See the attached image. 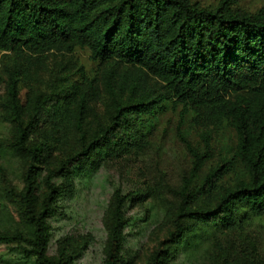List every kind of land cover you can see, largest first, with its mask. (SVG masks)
Instances as JSON below:
<instances>
[{"label": "trees", "instance_id": "16d2710c", "mask_svg": "<svg viewBox=\"0 0 264 264\" xmlns=\"http://www.w3.org/2000/svg\"><path fill=\"white\" fill-rule=\"evenodd\" d=\"M239 1L221 0L215 9H208L192 0H0V51L45 54L87 49L94 60H114L141 72L137 77H118L113 67L104 72L105 91L116 109L109 125L92 139L83 127L88 99H99L100 90L94 81L82 76L91 92L81 95L76 112L64 111L77 121L81 150L48 176V193L40 212L35 209V177L46 149L31 146L30 138L56 103L51 98L39 101L26 127L19 114L14 118L18 137L11 147L29 161L30 168L25 191L13 196L24 203L22 217L33 233L26 238L20 233L0 232V243L26 245L22 248L25 256L35 258L38 264H65L47 257L50 241L46 221L55 215L53 204L61 196L51 181H69L75 173L88 171L90 164L96 165L95 170L98 163L93 158L101 150H144L148 143L138 132L137 123L143 116H153L169 100L182 105L185 112H204L217 131L229 124L238 138L235 157L247 178L224 189L212 209H192L191 204L198 196L215 191L226 169L211 170L194 196L184 186L174 221L176 230L169 233L172 244L182 242L200 225L233 229L240 224L242 212L264 215V5L250 14L236 8ZM146 77L162 81L165 95L153 97ZM125 92L129 97L124 100L119 95ZM10 95L17 109V80L13 77ZM209 135L203 154L184 139L193 158V176L211 158ZM123 223L118 204L108 264L120 262Z\"/></svg>", "mask_w": 264, "mask_h": 264}, {"label": "rangeland", "instance_id": "374dc122", "mask_svg": "<svg viewBox=\"0 0 264 264\" xmlns=\"http://www.w3.org/2000/svg\"><path fill=\"white\" fill-rule=\"evenodd\" d=\"M220 1L192 0L208 9H215ZM263 5L264 0H240L236 8L253 14ZM110 67L118 77L141 74L131 65L94 60L87 49L45 54L0 51L1 233H20L26 238L33 233L22 217L24 203L13 196L25 191L30 168L29 161L11 147L18 137L14 118L19 114L26 127L39 101L51 98L56 103L49 117L34 127L30 138L31 146L43 145L46 149L35 177V209L40 212L48 193V176L81 150L77 121L64 111L76 112L81 95L91 92L83 75L100 90L99 99H88L83 128L89 139L107 127L114 115L116 103L104 86V72ZM12 77L17 80V109L10 95ZM146 87L155 98L167 92L158 79L146 77ZM119 96L125 100L129 93ZM136 128L148 143L141 152L129 148L115 153L101 150L93 158L98 163L95 170L96 165L90 164L88 171L75 173L69 181H51L61 196L53 204L55 215L46 221L50 241L47 257L65 264H108L119 204L124 223L118 264H264V215L242 212L240 224L233 229L200 225L178 244H172L169 237L176 230L174 221L184 186L194 196L211 170L226 169L216 190L198 196L191 204L192 209H212L224 189L247 180L235 157V130L224 123L217 131L204 112H185L175 100L165 101L153 116H143ZM210 133L211 158L193 176V158L184 139L203 154ZM23 246L26 245L0 243V264H38L35 258L25 256Z\"/></svg>", "mask_w": 264, "mask_h": 264}]
</instances>
